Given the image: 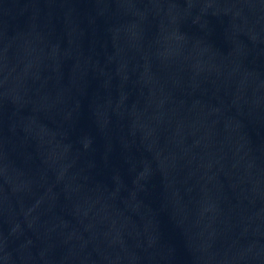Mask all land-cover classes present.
<instances>
[{"label":"water","instance_id":"water-1","mask_svg":"<svg viewBox=\"0 0 264 264\" xmlns=\"http://www.w3.org/2000/svg\"><path fill=\"white\" fill-rule=\"evenodd\" d=\"M0 264H264V0H0Z\"/></svg>","mask_w":264,"mask_h":264}]
</instances>
